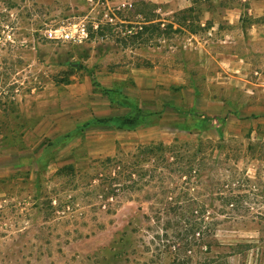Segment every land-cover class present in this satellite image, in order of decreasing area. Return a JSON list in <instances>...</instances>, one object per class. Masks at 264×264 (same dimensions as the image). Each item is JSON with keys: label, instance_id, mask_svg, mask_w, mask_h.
<instances>
[{"label": "rangeland", "instance_id": "obj_1", "mask_svg": "<svg viewBox=\"0 0 264 264\" xmlns=\"http://www.w3.org/2000/svg\"><path fill=\"white\" fill-rule=\"evenodd\" d=\"M80 20L86 43L48 36ZM133 105L135 130L100 123ZM176 138L223 140L240 179L235 221L195 192L227 247L191 264H264V0H0V264L169 262L156 189L114 195L99 163Z\"/></svg>", "mask_w": 264, "mask_h": 264}, {"label": "trees", "instance_id": "obj_2", "mask_svg": "<svg viewBox=\"0 0 264 264\" xmlns=\"http://www.w3.org/2000/svg\"><path fill=\"white\" fill-rule=\"evenodd\" d=\"M98 28L101 30L100 26ZM131 109L133 114L103 119L100 123L135 130L143 122V116L136 111L134 105ZM225 146L223 140L181 141L176 138L171 143L154 141L139 144L130 154L118 153L100 160V166L109 171L114 185L110 190L112 194L119 195L121 191L143 186L155 188L158 217L159 213L164 212L175 216L174 220L168 219L164 225L167 232L164 234L166 241L163 245L166 251L172 254L166 264H191L199 257L202 248L206 249L208 255L207 263H214L217 260L213 257L217 252L223 253L217 248L227 247L219 244L216 238L204 234L206 232L202 230L200 217L206 209L205 205L195 198V192H200L199 189L206 187L204 189L209 193L208 199L217 203L218 215H224L232 221L239 219L241 196L231 190L226 192L233 184L240 183L237 171L227 175L215 171L219 163L218 158L222 155L221 150ZM216 150L218 155L215 154ZM213 170L214 174H211ZM223 171L230 170L224 168ZM216 222L217 220L212 222V225ZM170 231L174 232L171 234L173 239L169 237ZM262 239L263 233L260 236V240ZM244 245L237 243L228 247L229 251L225 256H230L232 251L239 252V247L243 249Z\"/></svg>", "mask_w": 264, "mask_h": 264}, {"label": "built area", "instance_id": "obj_3", "mask_svg": "<svg viewBox=\"0 0 264 264\" xmlns=\"http://www.w3.org/2000/svg\"><path fill=\"white\" fill-rule=\"evenodd\" d=\"M128 32L131 33L132 29H129ZM48 36L52 39H61L78 45L90 40V32L84 20L61 25L54 30L51 29Z\"/></svg>", "mask_w": 264, "mask_h": 264}]
</instances>
